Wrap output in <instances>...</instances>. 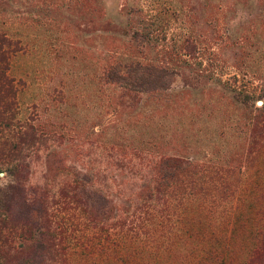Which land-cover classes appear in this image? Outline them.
<instances>
[{"label": "rangeland", "instance_id": "rangeland-1", "mask_svg": "<svg viewBox=\"0 0 264 264\" xmlns=\"http://www.w3.org/2000/svg\"><path fill=\"white\" fill-rule=\"evenodd\" d=\"M0 33L19 41L9 113L0 94V200L17 184L25 197L10 201L12 217L35 223L31 190L77 179L97 220L83 264H248L264 231V157L250 144L264 104V0H0ZM18 129L37 139L9 156ZM158 157L232 168V185L170 210L163 229L158 206L145 229L147 215L132 213L154 178L130 168ZM152 239L174 251L152 260ZM113 242L126 243L124 258L99 247Z\"/></svg>", "mask_w": 264, "mask_h": 264}, {"label": "trees", "instance_id": "trees-1", "mask_svg": "<svg viewBox=\"0 0 264 264\" xmlns=\"http://www.w3.org/2000/svg\"><path fill=\"white\" fill-rule=\"evenodd\" d=\"M18 47L19 41L0 33V63L3 65L0 69V94H4L3 110L6 113H9L13 107L12 98L16 91L14 80L7 73L8 62L10 56L18 51ZM119 68L118 66H111L106 74L115 77ZM124 69L126 73L142 70L135 66H127ZM143 70L150 71L149 68H143ZM159 72L162 73L161 70ZM36 139L35 134L18 129L12 135L11 141L13 143L9 146L6 144L7 155L17 157L24 154V146H28L30 142ZM250 144L257 146V153L264 157V104L255 115ZM143 163L145 164L131 166L130 170L141 173L143 167L148 170V174H151V178H154L151 197L134 204L135 208L132 213L136 220L140 219L141 214L147 215L146 219H144L145 217L142 218L145 229L154 226L152 221L155 216L152 213L158 206L160 208L156 212L166 215L158 223L159 227L163 229V224L166 220L169 221L167 214L170 210L174 211L179 207L186 208L193 199L200 197L203 190L217 188L225 190L232 185L229 179L233 171L232 168L226 166L210 165L205 167L180 157H158ZM116 166L119 169L128 167L121 162H118ZM19 167L22 168L21 165ZM196 188L199 191H196ZM7 189V193L0 200V264H83L82 255L92 246L87 244L89 243L87 240L90 239L85 240L83 233L88 230L87 227L95 226L97 220L82 208L81 195H84L85 191L81 189V184L77 179L72 180L71 184L62 186L57 192L48 189L31 190L34 198H31L33 200L24 206L31 217L37 216L39 218V220L36 219L35 223H30L28 220V222L21 223L16 220L17 218L12 217V208H10L9 203L15 199V196L25 198L22 194L24 189L19 184L10 185ZM36 199L37 201H35ZM52 205H60L62 210L72 212L67 214V218L61 217L57 220L55 212L49 210L52 209ZM260 209L264 217V205ZM147 221H150V225L147 224ZM37 222L40 223L37 224ZM118 224L124 226L125 222ZM80 225L83 228L79 230ZM131 225L127 228L133 231L135 222L132 220ZM99 229L106 233V239L103 242L108 240V229L103 226H99ZM77 231H81V234L76 233ZM157 241L154 242L152 239L148 244V256L149 258L152 257V260L154 257H159L161 252H167L166 255H170L174 251V246L170 248L163 240ZM125 245V242H119L118 245L113 242L111 247L103 243L99 247L100 249L105 248V252L107 250L112 251L114 258H124V252L127 248ZM132 250L138 252V248ZM80 253L81 255H79ZM248 257V264H257V261L260 260L264 262V231H262L256 247L249 252ZM165 264L171 263L167 261ZM219 264L226 263L223 261Z\"/></svg>", "mask_w": 264, "mask_h": 264}]
</instances>
